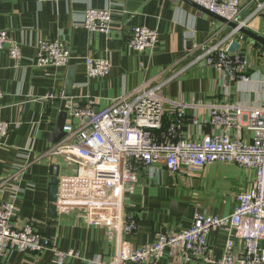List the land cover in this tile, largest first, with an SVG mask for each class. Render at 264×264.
Returning a JSON list of instances; mask_svg holds the SVG:
<instances>
[{
    "label": "crops",
    "instance_id": "0c3cea01",
    "mask_svg": "<svg viewBox=\"0 0 264 264\" xmlns=\"http://www.w3.org/2000/svg\"><path fill=\"white\" fill-rule=\"evenodd\" d=\"M262 2L250 0L244 4L240 20L264 35V8L254 13L257 3ZM87 8L111 10L108 33H90L83 26ZM133 25L157 29L158 40L151 49L137 52L129 47ZM0 29L8 31L23 54L16 62L6 48L0 49V118L11 123L10 132L0 136V183L23 166L17 180L0 186V200H13L15 225L31 220L35 230L50 238L59 250H73L74 255L67 256L61 264L109 261L121 242L139 248L153 242L161 230L179 232L190 226L195 212L227 216L234 209L236 195L252 188L255 170L233 163L215 161L196 171L182 168L175 173L157 163L138 168L135 179L124 182L126 187L129 183L134 186L132 191L123 190L121 203L124 215L136 221V230L118 232L105 224L90 222L80 199L57 205L56 218H50L52 171L57 167L58 177L62 178L74 175L78 168L77 162L68 161L64 155L48 153L57 143L55 125L63 99L67 101V112L88 102L100 109L153 77L165 80L185 68L161 90L166 101L163 124L157 131L161 132L167 120L174 117L178 108L175 103L184 102L188 107L181 134L200 140L219 132L206 123L209 104L257 106L264 102V51L242 41L240 33L225 31L218 19L186 0H0ZM214 32V41L231 34L230 48L247 53L249 81H227L224 85L220 71L214 67L203 62L189 65L201 53L198 48ZM40 39L64 40L70 50L69 61L63 65H37ZM86 57L107 58L111 63L109 74L89 77ZM71 67V95L64 96ZM52 91L62 97L46 98ZM192 116L198 118L199 125L189 122ZM66 122L78 124L79 119L67 115ZM226 240L225 230L212 231L207 238L206 254L190 261H184L179 251L171 254L165 249L160 258L123 264H208L223 256ZM261 247L264 250V241ZM233 250L242 252L239 239H235ZM0 264L59 263L54 261L51 250H44L37 254H0Z\"/></svg>",
    "mask_w": 264,
    "mask_h": 264
},
{
    "label": "built area",
    "instance_id": "2783aa9c",
    "mask_svg": "<svg viewBox=\"0 0 264 264\" xmlns=\"http://www.w3.org/2000/svg\"><path fill=\"white\" fill-rule=\"evenodd\" d=\"M192 1L241 24L242 8L250 2ZM263 8L264 2L257 3L254 13ZM111 22L110 9L87 8L84 12L83 26L90 33H108ZM231 33H236V29ZM216 34L212 33L198 48L201 53L189 65L203 62L214 67L220 71L224 85L227 81H249L251 77L246 73L249 64L247 53L230 48L231 34L214 41ZM158 36L157 29L133 25L128 45L137 52H144L156 44ZM227 40L228 43H225ZM3 48L16 62L23 55L21 46L10 37L8 31L0 29V49ZM37 48L36 63L39 66L63 65L70 59V50L64 40L40 39ZM84 62L89 77H104L110 72L111 63L107 58L86 57ZM184 69L165 80L157 81V77H153L103 108L95 109L92 102H88L69 109L68 115L78 118L79 123L65 122V136L48 153L62 154L68 161L77 162L78 168L74 175L58 177L56 205L83 200L84 204L80 205L86 206L90 222L105 224L118 232H131L136 230L137 224L131 216L124 215L121 199L123 190H133V184L129 183L126 187L124 182L134 180L138 168L162 163L169 172L175 173L182 168L196 171L215 161L233 163L255 170L253 186L236 195L234 209L227 216L195 212L188 228L179 232L161 230L153 242L139 248H131L121 242L111 260H93L88 264L144 263L160 258L165 249L171 254L179 251L184 261H190L194 256L206 254L207 238L215 230H225L227 240L223 256L210 260L208 264L264 262L261 247L264 241V102L257 106L231 102L209 104L206 123L219 132L205 135L200 140L182 136L186 121L184 112L188 104L177 102L174 117L169 118L165 128L158 132L163 124L166 101L161 90ZM262 83L264 88V78ZM45 97L59 98L62 94L52 91ZM188 120L193 125L200 124L196 116ZM10 128L11 123L0 118V136L7 135ZM22 168L18 166L0 186L9 180H17ZM14 211L13 200H0V254L15 251L37 254L51 250L54 261L59 264L67 256L74 255L73 250H59L50 238L35 230L31 220H26L21 226L15 225L12 222ZM235 239L243 244L241 253L233 250Z\"/></svg>",
    "mask_w": 264,
    "mask_h": 264
},
{
    "label": "water",
    "instance_id": "95a60500",
    "mask_svg": "<svg viewBox=\"0 0 264 264\" xmlns=\"http://www.w3.org/2000/svg\"><path fill=\"white\" fill-rule=\"evenodd\" d=\"M189 3H191L193 6L197 7L200 10H203L209 14H211L213 17L218 19L224 26L225 31H231L233 29H236V32L241 34V40L244 42L251 43L255 48H258L260 51H264V35H261L250 28L246 27L244 23H238L234 21L227 20L226 18L217 15L199 5L194 3L192 0H186ZM73 68H70V71L68 73V80L66 83V90L64 92V96H70L71 95V87L73 82ZM66 99H63L60 104V112L58 114V118L55 125V134H54V141L59 142L64 136L65 131L63 130V127L65 125L68 112L65 110L66 106ZM58 176H59V170L57 167H55V170L52 171V176L50 178V188H49V217L54 219L57 215V192H58Z\"/></svg>",
    "mask_w": 264,
    "mask_h": 264
}]
</instances>
